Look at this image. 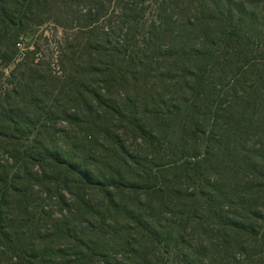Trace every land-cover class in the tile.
Segmentation results:
<instances>
[{"label": "rangeland", "instance_id": "1", "mask_svg": "<svg viewBox=\"0 0 264 264\" xmlns=\"http://www.w3.org/2000/svg\"><path fill=\"white\" fill-rule=\"evenodd\" d=\"M1 2L5 14L0 15V103L4 109L12 106L18 110L15 111L22 118V131L9 138L0 136V174L17 176L24 188V197L14 191L8 195L2 223L16 236L23 237L36 253L48 251L49 259L53 262L58 259L57 264H81L78 263L74 237L90 240L95 238V234H100L105 241L110 264H264V244H257L250 236L236 233L227 235L225 240L213 215L232 212L229 213L232 216L236 211L222 208L235 197V180L230 173L235 165L232 163L230 167L211 158L196 160L188 155L184 159L186 149H200L199 140L182 139L177 127L172 132L164 131L159 124L169 129L166 122H157L150 114H144L145 110H161L159 102L165 101L171 106V103L180 102L178 95H174V85L169 78L161 85L156 79L161 73L167 74L165 68L156 65L146 81L116 86L111 90L109 100L113 106L125 109L124 103L128 100H131L128 104L137 105L136 113L129 114L126 120L106 111L94 112V103L88 94L77 95L69 79L78 85L83 84L87 91H100L103 87L97 81L95 84V64H90V58L84 54L85 46L93 40L87 28L86 14L93 9L95 2L36 0L27 20L22 23L26 32L17 41L20 42L18 61H28L31 71L15 68L18 61L8 67L3 60V56L8 55L11 36L18 27L15 21H18L17 5L21 0ZM105 13L103 11V16ZM7 20L11 23L7 24ZM101 22L104 24L105 21ZM6 94L10 96L7 103L2 100ZM36 103L47 106V110L54 113V118L39 117ZM40 119L38 125H44L35 131L36 134L42 132L37 150L43 147L47 153H56L63 160L84 164L97 179H122L142 186L152 184L146 182L144 173L132 162L133 159L116 152L119 146L113 143V139L124 146L125 153L135 156L140 165H148L150 169L157 162L153 170L163 169L162 180L175 188V196L165 198L171 204L170 209L161 211L160 196L125 189L111 190L110 197H114L116 204L113 210L106 212L108 205L102 203L109 197L93 188L82 190L73 179L64 185V170L32 159L31 163L23 164V148L32 144V139L27 140L23 133L28 134L26 131ZM136 121L143 128L147 127L148 133L150 128L155 137L163 139L160 141L162 149L155 151L149 142L139 138L141 133L136 130ZM171 121L173 124L176 122L172 118ZM94 124L98 127L96 131ZM213 153L216 157L218 152L213 150ZM183 162L194 164L193 167L205 179L212 178L220 187L222 197L220 199L217 195L213 211L198 199L199 193L210 191L183 171L182 166L186 165ZM157 166L161 168L156 170ZM132 169H137L139 174ZM191 206L195 217L185 226L183 210H192ZM126 208L141 212L147 219L149 215L158 218L164 228H156L154 232L162 242H157L156 234L151 236L148 231L132 225L124 212ZM96 211L105 212V225L93 213ZM63 225L69 227L73 238L57 232V227ZM100 226L105 229L95 231ZM11 244L12 239L7 245L0 241L1 264H24L9 248Z\"/></svg>", "mask_w": 264, "mask_h": 264}, {"label": "trees", "instance_id": "2", "mask_svg": "<svg viewBox=\"0 0 264 264\" xmlns=\"http://www.w3.org/2000/svg\"><path fill=\"white\" fill-rule=\"evenodd\" d=\"M95 6L86 14L88 26L92 34V42L85 46L84 54L90 58V64H95L94 75L97 83L102 84L100 91H87L83 84L69 79L74 85L77 95L88 94L94 103V112L106 111L127 119L129 114L136 113L137 105L128 104L125 109L117 108L110 103L112 89L129 83L146 81L151 69L165 68L167 74H159V84L169 78L178 95V104L159 102L161 110L148 111L144 114L156 118V121L166 122L170 128H178L182 139H190L201 143L199 148L186 149L185 158H202L207 161H223L235 165L230 171L235 182L234 195L229 205L222 208H232L236 211L232 216L213 213L225 240L227 235L236 233L250 236L255 242L264 244V0H93ZM36 0H21L17 5L19 17L18 27L11 36L8 52L3 56L7 66L18 61L20 42L18 38L25 31L24 19ZM106 3V6H105ZM103 11H106L103 16ZM4 13V4L0 0V15ZM104 18V19H103ZM101 21H105L104 24ZM6 23H11L7 20ZM23 25V26H22ZM26 32V31H25ZM90 50V51H89ZM88 52V53H87ZM90 52V53H89ZM29 62L18 61L15 68L23 67L32 70ZM150 76V77H149ZM160 93V92H159ZM3 102H8L10 96L5 95ZM131 103V102H130ZM39 117L54 118V113L47 110L43 103H36ZM49 108V107H48ZM18 110L8 106L4 109L0 103V136L10 137L22 131V118ZM93 110V109H92ZM150 114V115H149ZM171 118L176 122L173 124ZM144 121V120H143ZM37 120L23 136L31 140V145L23 148L22 163H50L54 168L64 170V185L70 180L78 184L80 189L93 188L108 196L106 212L113 210L116 204L110 197L111 190L134 192L160 196L159 208L169 210L171 204L165 198L174 195L175 188L167 185L162 179L160 166L153 170L148 165H140L135 156L125 153L124 146H119L116 152L123 153L133 159L136 167L144 173L147 183L142 186L122 179L102 180L93 174L84 164H76L63 160L58 154L47 153L43 147L37 150L42 132L35 131L43 127ZM172 122V123H169ZM155 124V123H154ZM95 125V124H94ZM145 125V124H144ZM136 130L141 133L139 138L150 143L155 151L162 149L160 137L147 127L143 128L139 121L135 122ZM95 131L98 127L95 125ZM173 129V130H172ZM32 131V132H31ZM167 134L168 132H164ZM213 150L217 156L213 157ZM167 153V148L165 149ZM46 152V153H45ZM168 155V154H167ZM186 163L183 171L210 192L199 193L198 199L208 206L210 211L217 198L222 197V191L216 181L206 178L194 164ZM140 165V166H138ZM167 165V164H165ZM163 167V166H162ZM229 167V170L231 169ZM132 172L139 174L137 169ZM17 176L0 174V241L9 248L24 264H57L49 259L48 251L36 253L32 246L24 242L23 237L16 236L12 229L2 223L6 212L7 198L10 193H18L24 197L22 182ZM90 203L88 202V205ZM192 210H183L185 226L190 223L195 214ZM96 210V209H95ZM93 210V211H95ZM132 225L148 231L152 236L156 228L161 226L158 218H144L141 212L124 209ZM99 216V221L106 223L105 212H93ZM238 213L240 215H238ZM105 229L100 226L95 231ZM94 231V233H95ZM57 232L68 238H73L69 227H57ZM157 242L162 240L154 235ZM179 241H181L179 239ZM78 249V263L110 264L107 257L105 241L101 235L95 234L94 239L74 237ZM121 246L122 243H121ZM1 264V262H0Z\"/></svg>", "mask_w": 264, "mask_h": 264}]
</instances>
